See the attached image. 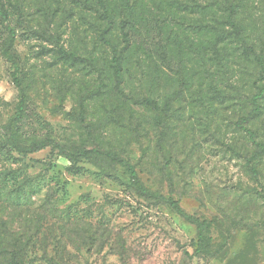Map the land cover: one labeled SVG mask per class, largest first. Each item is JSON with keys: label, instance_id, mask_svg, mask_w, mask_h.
Returning <instances> with one entry per match:
<instances>
[{"label": "rangeland", "instance_id": "obj_1", "mask_svg": "<svg viewBox=\"0 0 264 264\" xmlns=\"http://www.w3.org/2000/svg\"><path fill=\"white\" fill-rule=\"evenodd\" d=\"M104 1L107 14L99 0H0V264H264V74L210 0H131L130 20ZM238 2L259 52L264 0ZM15 75L19 141L88 159L7 144ZM104 153L206 221L213 253L196 256L197 226Z\"/></svg>", "mask_w": 264, "mask_h": 264}, {"label": "trees", "instance_id": "obj_2", "mask_svg": "<svg viewBox=\"0 0 264 264\" xmlns=\"http://www.w3.org/2000/svg\"><path fill=\"white\" fill-rule=\"evenodd\" d=\"M99 2L101 4V7L104 13L107 14L108 9L106 7L105 1L99 0ZM210 2H212V8H214V13L213 11L211 12L212 19L216 21L218 24H220L221 26L229 27L231 29V32L233 33V36L235 37V39L238 42H240L241 45H243L244 51L249 56H252L254 58V60L256 61V64L260 68L261 73L264 74V43L260 45L259 52L254 48L253 45L247 43V39L243 31L244 25L242 23V20L240 19V15L238 14V7L240 6L238 0H210ZM124 9L130 20L133 17V13H134L131 0H124ZM205 9L206 8L203 7L202 11H204ZM0 17L4 20H7L9 18L8 11L4 10L1 5H0ZM67 56L71 58L70 55H67ZM10 60L12 61L11 57H10ZM116 63H117V67L120 68L121 67L120 62L116 61ZM120 72H121L120 69L116 72L118 77L121 74ZM14 83L20 92L21 101H20L18 114L15 116L13 120H11L8 126L7 144L12 149H14L17 153H19L20 155H24V156L38 153L47 148H52L53 150L58 151L62 156H65L71 161L88 159L92 151L80 150L77 152H70L66 150L63 146H61L57 141L50 139V138L33 140L29 144H23L19 141V139L14 133V128H15L17 120L20 117H22L25 112L24 110L25 109V106H24L25 93L22 87V83L20 79L17 77V75L14 76ZM262 98H264V86L259 87V93L253 98V104L256 106V108L259 107L258 100ZM147 103L154 110L156 111L160 110L158 105L154 103L153 101L148 100ZM84 114H85V110L82 107L80 116L83 118ZM261 146L264 149V146L263 145ZM104 155L110 158L112 161H115L116 163L122 165L127 170L129 177H130L131 186L134 189V191L137 192L140 196L167 203L171 208H173L174 211L182 215L188 222L195 224L197 226L198 238H197L196 249H195L196 256H206V255H211L213 253L212 240L209 237L210 226L206 221H200L196 217L188 215L187 213L184 212V210L180 207V205L173 199L166 198L162 195L153 193L152 191L147 189L145 186H143L139 180V177L133 165L130 164L125 159H122L121 157L115 154H112V153H104ZM250 170L252 171V173H255L256 171L253 168L252 169L250 168ZM12 264H21V263L17 259L14 258L12 261Z\"/></svg>", "mask_w": 264, "mask_h": 264}]
</instances>
